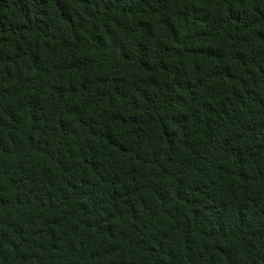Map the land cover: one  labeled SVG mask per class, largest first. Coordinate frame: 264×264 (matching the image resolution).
<instances>
[{
    "label": "trees",
    "instance_id": "trees-1",
    "mask_svg": "<svg viewBox=\"0 0 264 264\" xmlns=\"http://www.w3.org/2000/svg\"><path fill=\"white\" fill-rule=\"evenodd\" d=\"M0 264H264V0H0Z\"/></svg>",
    "mask_w": 264,
    "mask_h": 264
}]
</instances>
